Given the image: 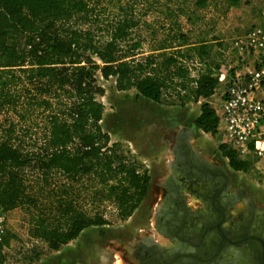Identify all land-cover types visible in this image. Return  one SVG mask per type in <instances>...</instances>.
I'll list each match as a JSON object with an SVG mask.
<instances>
[{"label": "trees", "instance_id": "trees-1", "mask_svg": "<svg viewBox=\"0 0 264 264\" xmlns=\"http://www.w3.org/2000/svg\"><path fill=\"white\" fill-rule=\"evenodd\" d=\"M142 1L0 0V111L15 117L0 124V204L7 217L0 264H27L87 228L124 221L147 196V170L121 154L101 127L96 73L154 103L174 95L201 100L194 126L218 131L206 99L219 80L210 68L190 76L186 64L207 55L206 43L189 40L187 23L197 14L178 4L163 12L173 22L161 26L160 37L154 29L145 36ZM217 149L233 170L252 168L253 157L240 158L224 143ZM85 191L96 201L91 212L82 206Z\"/></svg>", "mask_w": 264, "mask_h": 264}, {"label": "rangeland", "instance_id": "rangeland-1", "mask_svg": "<svg viewBox=\"0 0 264 264\" xmlns=\"http://www.w3.org/2000/svg\"><path fill=\"white\" fill-rule=\"evenodd\" d=\"M195 1H142L138 8L146 11V15L139 30L143 35L148 36L146 30L154 29L160 37L161 26H168L173 22L163 12L169 8L174 9L182 3L198 16L193 23H187L190 28V42L194 44L203 42L207 45L206 58L200 60L194 55L187 61L189 75L195 76L200 70L210 68L217 78L220 72L226 71V78L229 79L245 62L240 51L234 47V40L253 28L264 31V0H240L236 3L231 0H205V5L201 7L196 6ZM150 44L151 40L146 50H150L148 48ZM95 79L96 86L102 89L101 93L96 94V98L104 104L101 127L109 134L110 142L117 144V150L121 154L136 162L139 155L149 151L165 150L170 153V142H167L166 137L184 127H192L197 138L195 141L199 140L201 144L199 147L209 155H220L217 146L224 137L223 124L219 123V130L214 135L198 130L193 124L194 118L199 113L201 100L199 102H194L191 98L189 100L183 92L184 98L174 95L167 101L154 103L147 98L137 96L134 88L118 90L115 78L112 76L103 79L99 73H96ZM223 89L224 84L219 81L216 92L206 99L212 107L219 109L221 103L219 94ZM9 116L10 113L0 111L2 126L7 124L4 118ZM11 118H15L14 115ZM162 139L163 144H161ZM253 158L251 169L237 171L234 174L237 175L238 185L246 186L249 192L264 193V157ZM160 180V175L153 176L149 195L126 220L103 227L87 228L76 239L62 245L58 251L43 254L27 264H137L136 258L132 255L134 248L132 245L140 236H150L160 243L168 242L156 230L155 210L158 204L157 185ZM84 194L87 195L82 199V206L91 212L96 201L90 191H85ZM104 203L109 204L107 201ZM22 228L24 236L29 238L30 226L26 221L22 224Z\"/></svg>", "mask_w": 264, "mask_h": 264}, {"label": "flooded vegetation", "instance_id": "flooded-vegetation-1", "mask_svg": "<svg viewBox=\"0 0 264 264\" xmlns=\"http://www.w3.org/2000/svg\"><path fill=\"white\" fill-rule=\"evenodd\" d=\"M193 131L184 127L168 136L173 161L155 211L156 230L168 242L152 253V244L140 236L132 245L137 264H248V257L261 249L238 240L264 238V193L241 185L232 189L222 155L201 153ZM188 197L195 205L188 204Z\"/></svg>", "mask_w": 264, "mask_h": 264}, {"label": "built area", "instance_id": "built-area-1", "mask_svg": "<svg viewBox=\"0 0 264 264\" xmlns=\"http://www.w3.org/2000/svg\"><path fill=\"white\" fill-rule=\"evenodd\" d=\"M244 64L234 76L220 72L224 84L219 94V109L213 107L223 124L221 143L229 145L240 158L264 157V31L253 28L238 36L233 43ZM6 211L0 204V244L7 232Z\"/></svg>", "mask_w": 264, "mask_h": 264}, {"label": "crops", "instance_id": "crops-1", "mask_svg": "<svg viewBox=\"0 0 264 264\" xmlns=\"http://www.w3.org/2000/svg\"><path fill=\"white\" fill-rule=\"evenodd\" d=\"M181 130V129H180ZM178 130V131H180ZM199 130V129H198ZM176 131V132H178ZM201 131V130H200ZM196 138V135L194 136ZM197 139V138H196ZM166 140L167 142H170L169 139H168V136L166 137ZM165 140V141H166ZM162 142V143H161ZM161 144H163L164 140L162 139L161 140ZM195 145L196 148L198 150H201V153H205V151H203V149H201L199 146H201V144H199V140H196L195 141ZM150 143V142H149ZM160 144V145H161ZM150 144H148L149 146ZM159 145V146H160ZM158 146V145H157ZM156 146V147H157ZM170 150V153L169 151L166 152L165 150L164 151H159V150H156L154 152H148L144 155H139L138 158H137V162L139 164L142 165V168L143 169H146L148 174L150 175V185H149V189H148V194L147 196L149 195V192L151 191L152 189V183H153V176L154 175H160L161 176V180L159 181L158 183V193H157V200H158V203L160 202L161 198L164 197L163 194L166 193L165 191V181H164V178L167 176L168 172H169V164H171V162L173 161V152L171 149ZM223 161L225 163L224 165V168L226 170V172L229 174V176H231V188H236L237 185H238V178L234 175V173H236L237 171L236 170H233L229 165L228 163L226 162V160L223 158ZM260 196V195H258ZM262 198V197H261ZM259 197V199H261ZM171 200H173L172 198H170ZM262 200V199H261ZM261 203H264L263 201H260ZM188 204H190L191 206L192 205H195V199L194 198H189L188 197ZM192 208V207H191ZM238 208V204L236 205V209ZM156 211V210H155ZM232 212L235 213V211L233 210ZM156 240V239H155ZM160 243V242H159ZM164 243V242H162Z\"/></svg>", "mask_w": 264, "mask_h": 264}, {"label": "water", "instance_id": "water-1", "mask_svg": "<svg viewBox=\"0 0 264 264\" xmlns=\"http://www.w3.org/2000/svg\"><path fill=\"white\" fill-rule=\"evenodd\" d=\"M224 172V171H223ZM184 220H189V216L187 215L186 218ZM171 223L169 222V225ZM249 229H247V233H248ZM148 240L150 242V244H152V250L150 249V251L152 253H155V251L157 250V248L160 247V243L157 242L154 238L150 237V236H146L145 240ZM248 240V243L250 244L251 242H254L256 245H261V249H258L255 251V253H252L249 257H248V264H252V263H258V264H264V238L261 237H246L243 236L241 240H238L239 244H243L244 241ZM170 264V263H168Z\"/></svg>", "mask_w": 264, "mask_h": 264}]
</instances>
